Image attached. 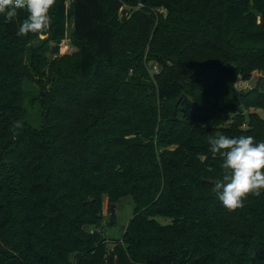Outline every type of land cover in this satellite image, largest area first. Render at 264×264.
<instances>
[{"label": "trees", "instance_id": "16d2710c", "mask_svg": "<svg viewBox=\"0 0 264 264\" xmlns=\"http://www.w3.org/2000/svg\"><path fill=\"white\" fill-rule=\"evenodd\" d=\"M65 1L25 36L26 10L0 14V264H264V190L228 211L208 143L264 142L243 113L264 110V0ZM67 20L77 52L60 56ZM45 34L53 46H31ZM125 196L132 216L105 238L104 199Z\"/></svg>", "mask_w": 264, "mask_h": 264}, {"label": "clouds", "instance_id": "9594fccd", "mask_svg": "<svg viewBox=\"0 0 264 264\" xmlns=\"http://www.w3.org/2000/svg\"><path fill=\"white\" fill-rule=\"evenodd\" d=\"M56 0H0V14L5 22H11L18 10H26L28 15L19 26L18 34L39 33L49 28L52 17L50 9ZM22 126L19 121L15 127ZM211 151L223 158L222 180L214 181L213 192L230 212L244 207L243 201L249 194L260 196L264 190V142L257 143L253 136L208 137Z\"/></svg>", "mask_w": 264, "mask_h": 264}, {"label": "rangeland", "instance_id": "374dc122", "mask_svg": "<svg viewBox=\"0 0 264 264\" xmlns=\"http://www.w3.org/2000/svg\"><path fill=\"white\" fill-rule=\"evenodd\" d=\"M122 10H126V12L132 11V9L128 6L123 5L122 8L118 10V16L122 15ZM161 14H165V10L163 8L158 9ZM71 23L69 20L65 23V38L61 41L58 47V54L60 56H73L76 54L77 49L74 46V43L71 38ZM44 44L45 46H48L49 48L54 45V42L48 39L47 34L39 36L36 40L31 42V46H36L37 44ZM144 51L147 52V47L144 49ZM140 52L139 50L135 53ZM146 52H140L137 56L139 57L140 64L146 68V70L149 72L150 76L154 74L153 70L154 67L159 68V65L157 61L154 60H148L146 56ZM134 54L131 53L130 56ZM48 60L51 58H54L55 55L47 54ZM131 76H138V73L135 72V70L132 68L131 70L128 69L125 75V78L131 77ZM263 77L260 72H257L253 70V72L250 73L249 78H246L244 80L240 79L239 77L236 79L235 87L240 92H245L247 90H250L252 87H254L257 83L258 78ZM264 83V80H263ZM261 90L263 88L261 87ZM186 97V96H185ZM187 99V98H186ZM178 102V100H177ZM257 113L262 119H264V110L261 108H252L243 111L244 115L246 116L248 113ZM35 119V113L32 114L31 121ZM114 205V211L113 214H111L110 206ZM133 211V204L132 200L129 196H125L122 199H120L117 203H108L106 199H104L103 202V211H102V220H101V230L102 234L105 238H111V239H119L120 236L123 233V230L125 226L127 225L129 219L132 216ZM114 218V224L112 226H108L109 218ZM111 248V246L109 245Z\"/></svg>", "mask_w": 264, "mask_h": 264}, {"label": "water", "instance_id": "95a60500", "mask_svg": "<svg viewBox=\"0 0 264 264\" xmlns=\"http://www.w3.org/2000/svg\"><path fill=\"white\" fill-rule=\"evenodd\" d=\"M180 100H186V97L184 95H181L180 98L178 99V101H180ZM110 211H111V214H113L114 205L110 206Z\"/></svg>", "mask_w": 264, "mask_h": 264}, {"label": "built area", "instance_id": "2783aa9c", "mask_svg": "<svg viewBox=\"0 0 264 264\" xmlns=\"http://www.w3.org/2000/svg\"><path fill=\"white\" fill-rule=\"evenodd\" d=\"M71 2V0H66L65 1V5L68 6V4ZM154 74L158 72L157 68L154 67V70H153Z\"/></svg>", "mask_w": 264, "mask_h": 264}]
</instances>
